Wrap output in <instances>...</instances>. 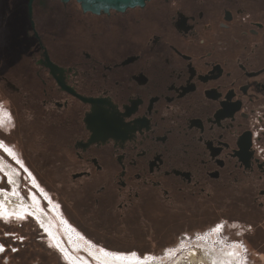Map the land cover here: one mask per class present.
<instances>
[{
    "label": "flooded vegetation",
    "instance_id": "obj_1",
    "mask_svg": "<svg viewBox=\"0 0 264 264\" xmlns=\"http://www.w3.org/2000/svg\"><path fill=\"white\" fill-rule=\"evenodd\" d=\"M28 1L0 9V90L27 122L4 109L5 129L21 125L24 144L46 147L42 157L96 221L143 229L155 209L264 206V0H149L100 14L76 0H33L31 15ZM12 159L0 140V167L17 187ZM2 196L0 213L41 221ZM58 218L61 231L43 221L41 231L67 264L88 261L94 242Z\"/></svg>",
    "mask_w": 264,
    "mask_h": 264
},
{
    "label": "rangeland",
    "instance_id": "obj_2",
    "mask_svg": "<svg viewBox=\"0 0 264 264\" xmlns=\"http://www.w3.org/2000/svg\"><path fill=\"white\" fill-rule=\"evenodd\" d=\"M5 1L0 2L2 12ZM6 11H9V7ZM11 98L0 90V140L16 152L17 160L12 159L11 162L18 169V185L15 187L7 174L6 178H2L0 207L5 204L2 195H9L16 188L37 211L41 221L54 230L61 231L59 215L94 242L96 247L125 255L135 252L140 255L137 258H152L148 261L133 260L128 264H264V206L250 205V202L242 199L224 207L205 202L197 209L189 205L175 210H151L146 214L151 225L146 224L143 229H113L104 220L98 218L96 221L85 209L75 189L72 187L69 191L68 187L62 185L56 166L42 157L46 147L36 148L30 140L24 144V139L28 140L30 135L20 130L21 125L18 134L7 132L5 127L9 121L4 109L16 116L18 108L20 111L19 106L15 108ZM261 105L264 106V103ZM20 112L19 124L23 122L27 127L26 120L20 119ZM22 162H26L36 174L38 179L33 176L39 189L32 185L27 173L19 171ZM12 164L6 166L13 167ZM12 214L0 213V264H67L49 237L41 231L43 223L37 215L26 219L24 215H19L16 219L11 217ZM208 237L213 243L211 247L215 248L217 241L220 245L233 247L228 249L233 254H217L207 248L210 243L201 246V241Z\"/></svg>",
    "mask_w": 264,
    "mask_h": 264
},
{
    "label": "bare ground",
    "instance_id": "obj_3",
    "mask_svg": "<svg viewBox=\"0 0 264 264\" xmlns=\"http://www.w3.org/2000/svg\"><path fill=\"white\" fill-rule=\"evenodd\" d=\"M0 177H2L1 173H0ZM17 194H19V192H17ZM12 196H15V195L11 193V195H7L6 198L13 199L14 197H12ZM17 197L19 198V202H16V200H17L16 197L14 198L16 207H18L21 210H28L27 208H31L29 202H27L23 197H21V195H17ZM206 237H207V235H206ZM209 239H210L209 237L206 239L204 238V240L206 242L201 241V246L205 247L204 243H210V247H207V248H210L213 252H215L217 254H220V253H223V254L229 253L230 255L233 254V251L228 250V249L233 248V247H227L225 245L222 246V245H220V243H218L216 241L217 246H215V248H213V247H211V246H213V243ZM83 246H84V241L82 239H79L78 237L73 238V249H75L76 251H85V249H83ZM87 252H89V253H85V254H87L93 260V262L95 264L96 263H100V264H125L126 263V264H128V263L133 261L132 259H128V258L127 259L126 258H114L110 254H108L107 251H105L102 248H98V247L94 248V250H92V251H87ZM89 259L86 262L76 261V264H92L91 260H89ZM145 263H147V262H142L140 264H145Z\"/></svg>",
    "mask_w": 264,
    "mask_h": 264
},
{
    "label": "water",
    "instance_id": "obj_4",
    "mask_svg": "<svg viewBox=\"0 0 264 264\" xmlns=\"http://www.w3.org/2000/svg\"><path fill=\"white\" fill-rule=\"evenodd\" d=\"M83 11L94 14L108 13L110 10L125 11L128 8L144 6L149 0H76ZM33 0L28 1V12L31 15Z\"/></svg>",
    "mask_w": 264,
    "mask_h": 264
},
{
    "label": "built area",
    "instance_id": "obj_5",
    "mask_svg": "<svg viewBox=\"0 0 264 264\" xmlns=\"http://www.w3.org/2000/svg\"><path fill=\"white\" fill-rule=\"evenodd\" d=\"M261 111V107L257 110V112H260ZM262 111H264V109L262 110ZM264 117V116H263ZM257 137V135L256 134H254V137ZM263 137H264V133H263ZM259 156V155H258ZM259 157H261V156H259ZM261 158H263L264 159V157H261Z\"/></svg>",
    "mask_w": 264,
    "mask_h": 264
},
{
    "label": "snow or ice",
    "instance_id": "obj_6",
    "mask_svg": "<svg viewBox=\"0 0 264 264\" xmlns=\"http://www.w3.org/2000/svg\"><path fill=\"white\" fill-rule=\"evenodd\" d=\"M219 228V226H217ZM0 250H2V248H0ZM133 255H135V253H133Z\"/></svg>",
    "mask_w": 264,
    "mask_h": 264
},
{
    "label": "crops",
    "instance_id": "obj_7",
    "mask_svg": "<svg viewBox=\"0 0 264 264\" xmlns=\"http://www.w3.org/2000/svg\"><path fill=\"white\" fill-rule=\"evenodd\" d=\"M135 240V238H133Z\"/></svg>",
    "mask_w": 264,
    "mask_h": 264
}]
</instances>
